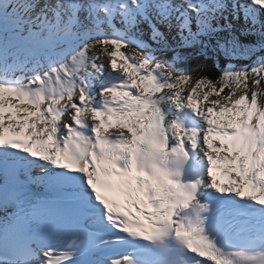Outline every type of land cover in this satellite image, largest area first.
<instances>
[{
	"label": "snow or ice",
	"instance_id": "snow-or-ice-1",
	"mask_svg": "<svg viewBox=\"0 0 264 264\" xmlns=\"http://www.w3.org/2000/svg\"><path fill=\"white\" fill-rule=\"evenodd\" d=\"M0 264H264V0H0Z\"/></svg>",
	"mask_w": 264,
	"mask_h": 264
},
{
	"label": "trees",
	"instance_id": "trees-1",
	"mask_svg": "<svg viewBox=\"0 0 264 264\" xmlns=\"http://www.w3.org/2000/svg\"><path fill=\"white\" fill-rule=\"evenodd\" d=\"M210 47L201 52L202 46H193L191 48H174L165 51L164 53H158L159 58H172L178 59L183 57V63L181 67L184 71L192 76V78H209L215 81L219 75L220 70L225 67L224 58L217 59V53L214 51L215 40L208 42ZM252 60L248 57H236L233 58L231 64L236 67L250 65ZM20 75V73H17ZM24 75H30V73H24Z\"/></svg>",
	"mask_w": 264,
	"mask_h": 264
},
{
	"label": "rangeland",
	"instance_id": "rangeland-1",
	"mask_svg": "<svg viewBox=\"0 0 264 264\" xmlns=\"http://www.w3.org/2000/svg\"><path fill=\"white\" fill-rule=\"evenodd\" d=\"M143 39L148 40V35H147V33L144 35ZM97 55L101 56V59L98 60V62H106L107 59H108L106 56H103V55L100 54V53H97ZM104 60H105V61H104ZM20 75H21V74H20Z\"/></svg>",
	"mask_w": 264,
	"mask_h": 264
},
{
	"label": "bare ground",
	"instance_id": "bare-ground-1",
	"mask_svg": "<svg viewBox=\"0 0 264 264\" xmlns=\"http://www.w3.org/2000/svg\"><path fill=\"white\" fill-rule=\"evenodd\" d=\"M105 61V60H104ZM36 173H39V171H37V172H33V175H36Z\"/></svg>",
	"mask_w": 264,
	"mask_h": 264
}]
</instances>
